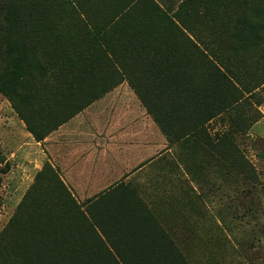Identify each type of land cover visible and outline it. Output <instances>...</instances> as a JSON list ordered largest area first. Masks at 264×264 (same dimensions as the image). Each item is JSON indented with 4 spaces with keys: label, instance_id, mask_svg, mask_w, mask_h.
Segmentation results:
<instances>
[{
    "label": "rangeland",
    "instance_id": "rangeland-1",
    "mask_svg": "<svg viewBox=\"0 0 264 264\" xmlns=\"http://www.w3.org/2000/svg\"><path fill=\"white\" fill-rule=\"evenodd\" d=\"M136 1L137 5L129 10V17L109 28L113 18L110 13L114 8L127 6L126 0H16L19 8L14 14L12 31L7 36L0 33V75L14 83L17 91L14 100L0 93V235H5V240L0 243V264H7L5 256H17L22 248L31 249L37 256H82L85 264H91V258L95 260V256H91L90 244H86L80 234V223L83 219L88 221L86 215H79L81 205L49 161H43L37 167L38 171L35 168L36 172H28V166L35 165L38 152L41 155L44 153L39 147L25 142L31 141L39 146L29 126L44 134L48 129L43 124L54 125L87 101L99 97L98 93L103 92L107 84L98 82L105 72L110 73L105 64L108 56L105 48L116 44L125 48L135 43L136 37L138 44H149L138 33L142 34L148 26L155 25L157 46L162 50L161 55L165 54L164 58L168 59L173 52L180 64L193 59L196 66L200 65L187 54L184 44H178L177 38L169 35L160 20L154 21L156 18L150 16L153 7L149 1ZM157 1L158 6L162 4L160 8L172 15L184 0ZM219 5L223 13L210 16L209 21L201 25L196 23L193 13L189 14L195 35L197 33L208 48L224 58L231 57L229 62L243 69L242 72L261 74L264 68V44L252 49L239 47L236 52L237 38L232 40L234 44L229 47L223 41L228 34L235 32V22L263 20L264 0H221ZM77 9L78 15L73 13ZM231 10L234 12L230 13ZM82 12L91 20V36L86 35L89 26L81 16L85 23H78ZM120 34L124 36L119 37ZM75 52L82 58L85 54L91 57L89 64L83 62L86 70L95 65L107 71L101 70L102 75H99V70H92L91 80L84 79L87 78L84 71L78 75L64 76L60 78L61 82L64 80L62 83L70 81L83 86L78 93L64 92L62 89L63 99L48 97L50 94L52 96V84L55 83L52 77L54 65L60 61L63 69L67 70ZM121 74L118 70L117 76ZM251 86L248 83L247 87ZM173 87L178 93V103L172 101L180 115L178 120H188L190 127L187 130L194 131L191 134L193 139L203 143L206 152L221 161L220 173L226 177L218 188L220 193H216V183H205L209 190L216 189V194L209 201L218 208L217 215L221 217L223 227L211 229L213 235L210 243L195 246V254L202 252L204 247L209 250L210 264H264V84L253 92H240L242 99L230 108L225 107L228 97L223 87H214L209 96H199L200 105L194 107L189 102L182 104L179 94L183 84ZM42 88L45 89L43 92L40 91ZM181 107L187 109L189 119L181 115ZM218 113L223 115L208 129L204 122L208 116L213 117ZM19 119L25 124L23 130L27 134L23 135L24 140L20 143H25L27 149L21 150L20 158H12V149H16L19 142L14 144L11 134L19 129L16 125L11 129V124L12 121L20 122ZM174 135L183 137L186 132L180 130ZM56 183L59 186L57 189L54 186ZM66 194L67 199L64 197ZM43 230H48L49 234ZM39 231L44 234H39ZM31 237L36 239L31 242L32 245L39 243L37 251L27 242ZM54 247L62 249V252L53 251ZM117 257L121 258L118 260L120 264H146L136 256ZM194 262L204 264L198 260Z\"/></svg>",
    "mask_w": 264,
    "mask_h": 264
},
{
    "label": "crops",
    "instance_id": "crops-1",
    "mask_svg": "<svg viewBox=\"0 0 264 264\" xmlns=\"http://www.w3.org/2000/svg\"><path fill=\"white\" fill-rule=\"evenodd\" d=\"M144 1L153 7L150 16L159 21L155 4ZM131 8L126 10L125 20ZM114 9L111 17L118 11ZM118 18L110 22L109 28L118 24ZM154 26L138 33L149 44H138L136 37L135 43L125 48L117 44L105 48V64L110 73L105 72L98 83L115 84L114 87L43 140H36L39 146L26 141L44 153L38 152L35 165H29L28 172L35 168L38 171L43 161L58 170L88 218L80 223V234L90 244L91 256H138L146 264H195L196 260L210 264L209 250L203 247L202 252L195 254V246L209 244L211 229L223 227L218 208L209 200L220 193L218 188L226 177L220 173L221 161L193 139L194 131L187 130L188 120H178L177 106L172 105L173 100L178 103V96L174 95L177 91L162 88L181 84L163 69H193L195 62L192 59L180 64L177 58H162ZM187 50V54L193 52L191 48ZM94 69L100 71L99 75L106 70L95 65L91 70ZM118 70L121 76H117ZM90 77L84 79H93ZM133 85L139 86V92ZM180 109L181 115L189 119L187 109ZM222 115L206 119L205 126L210 129ZM21 121L11 124V129L14 125L19 129L11 134L12 142H19L12 149V158H20L21 150L27 149L25 143H20L26 134ZM180 130L186 135L170 141L167 132ZM206 181L216 183V193L215 188H207Z\"/></svg>",
    "mask_w": 264,
    "mask_h": 264
},
{
    "label": "trees",
    "instance_id": "trees-1",
    "mask_svg": "<svg viewBox=\"0 0 264 264\" xmlns=\"http://www.w3.org/2000/svg\"><path fill=\"white\" fill-rule=\"evenodd\" d=\"M73 0H66V2ZM153 4H155L156 9L158 10V14L161 16L160 21L164 24V29L169 33V35L176 37L178 44H184L187 48H191L193 50L192 53H189V55L193 56L196 59V62L200 65L192 68H181L179 67L177 70L175 69H163V72H169L172 74L173 78H176V82H181V84L184 85V87L180 91V99L183 102L188 99L187 102L189 104L194 105H200V99L199 96L205 97L209 96L213 91L214 87H223L225 90V95H227V104L225 107L230 108L234 105V103H237L240 99V92H253L254 89L258 88L259 86L264 84V68L261 71V74H251L246 71H243V69H240L233 63H230L229 59L231 57L224 58V56H221L219 53L213 51L212 49L208 48L207 43L205 40H203L201 37H199L193 30L191 25V20L188 18L190 13H193L195 18L197 20V24L206 23V21H209L210 16H218L219 14L223 13V8L219 5L221 0H184L182 4L180 5L178 11H176L174 14H169L160 6L156 4L153 0H150ZM76 2V1H75ZM127 6L125 5L122 9L118 8L116 15L113 16L111 21L115 17H119L118 19H125V14L128 7L133 5H137L136 0H128ZM75 4V3H74ZM210 4V5H209ZM195 6H198L197 9ZM19 8L16 4V0H0V33L1 35L4 34L7 36L9 33H11L14 23V14H16L17 10L16 8ZM79 7V5H78ZM77 8V7H75ZM79 9V8H78ZM78 9L73 10L74 14L78 15ZM229 9H225V11H228ZM231 12H234V10H231ZM187 13V14H186ZM121 15V16H120ZM83 18L85 22L88 23L89 29L87 30V36L92 35L91 31V20L87 15H85L84 12H82L79 15V18ZM80 18V20H81ZM120 19V20H121ZM78 20V23L80 24L83 20ZM84 22V21H83ZM84 22V23H85ZM236 27L234 28L235 32H232L228 34V36L225 38L223 43L229 47L231 44H234V39L237 38V51H239V47L252 49L257 45H263L264 44V19L261 21H251L250 19H245L244 21H237L235 22ZM88 28V27H87ZM9 39V38H6ZM115 55V54H114ZM121 54H119L120 56ZM165 54L161 55L164 58ZM238 56V54H236ZM172 57V58H171ZM90 56L86 55L82 58V55H79L75 52V55L71 58L70 64L67 66V70L63 69V64L60 61H57L56 65H54L55 72L52 77H54V82L52 84V98H62L64 97L62 89L64 92H72V93H78V91L81 89L83 84H79L77 82H70L66 81L65 83H62L64 80L62 79V82L60 81V78L67 75H78L80 72L84 71V75H86L88 78L92 75L91 68L94 66H90L85 69L83 68V62L89 64ZM244 58V57H243ZM249 58H252L251 56ZM108 59V56H107ZM175 59V53L171 52L170 56L167 60H174ZM191 59V58H190ZM245 59V58H244ZM186 61V60H185ZM69 63V62H68ZM263 65V64H262ZM89 75V76H88ZM260 75H263L259 80L258 77ZM188 76L189 80L186 79ZM18 77V75H16ZM174 80V81H175ZM211 80V81H209ZM255 82V83H254ZM248 83H250L251 87H247ZM252 83V84H251ZM115 84H107L106 88L103 90V92H99L98 95H102L103 93L107 92L111 88L114 87ZM180 85V84H179ZM133 87L136 89V91L139 92V86L133 85ZM172 87L173 90H176L173 86H164L165 88ZM45 89L42 88L40 91L43 92ZM3 92L6 96L10 98V100H14L17 96V91L14 89V83L4 80V78L0 75V93ZM175 96H178V94H174ZM93 100V99H92ZM92 100L87 101L85 104H83L80 108L76 109L75 112H73L71 115L64 117L62 120L57 121L54 125H47L43 124L44 127L48 129V132L44 134H39L36 132L32 127L29 126V130L35 135L36 139L38 141H41L45 138L46 135H48L51 131L56 129L60 124L67 121L70 117H72L75 113L83 109L86 105H88ZM225 109V108H224ZM212 116H208V119ZM168 136L170 137V141H175L180 137H176L174 134H171L167 132ZM55 188H59L58 184H54ZM67 191V194H70L67 189H64ZM64 196L66 199L69 198L68 195ZM71 208V207H70ZM73 208V205H72ZM83 211H79V215L83 217ZM54 215V213H51ZM21 221V218L18 219ZM46 234H49L48 230H43ZM43 231H39V234H44ZM33 232V231H32ZM5 240L4 233L0 235V243H2ZM35 241L36 239L31 237L28 239L27 242H30L29 245L32 247L35 251L39 246V243H36V245H32L31 242ZM37 246V247H36ZM67 249V248H66ZM30 251V252H29ZM53 251H59V253L62 252V249H58L57 247H54ZM67 251V250H66ZM29 252V253H28ZM27 253L29 255H27ZM66 253V252H65ZM11 254V253H10ZM8 261L7 264H85L83 261L82 256H37L31 249L22 248L20 253L17 254V256H5ZM138 257V256H137ZM10 259V260H9ZM118 260H121V258H118L117 256H95V260L91 258V264H120ZM148 264H152L151 262H148Z\"/></svg>",
    "mask_w": 264,
    "mask_h": 264
}]
</instances>
